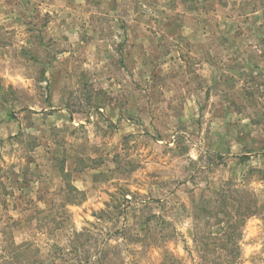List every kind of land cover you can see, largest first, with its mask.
<instances>
[{
    "label": "rangeland",
    "instance_id": "1",
    "mask_svg": "<svg viewBox=\"0 0 264 264\" xmlns=\"http://www.w3.org/2000/svg\"><path fill=\"white\" fill-rule=\"evenodd\" d=\"M0 264H264V0H0Z\"/></svg>",
    "mask_w": 264,
    "mask_h": 264
},
{
    "label": "trees",
    "instance_id": "2",
    "mask_svg": "<svg viewBox=\"0 0 264 264\" xmlns=\"http://www.w3.org/2000/svg\"><path fill=\"white\" fill-rule=\"evenodd\" d=\"M71 191L77 192L78 190L76 188H74V187H71ZM220 206L224 207V205H220ZM246 212H247V215H251L254 211L252 210L251 206H247L246 207ZM231 227H233V226L231 225L230 228ZM232 235H233V233L232 234H228L227 233V235H226V238H228L227 240L231 241L234 238V236H232Z\"/></svg>",
    "mask_w": 264,
    "mask_h": 264
}]
</instances>
